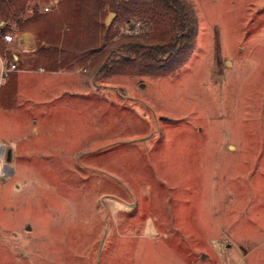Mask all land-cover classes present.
Returning a JSON list of instances; mask_svg holds the SVG:
<instances>
[{"label":"rangeland","instance_id":"obj_1","mask_svg":"<svg viewBox=\"0 0 264 264\" xmlns=\"http://www.w3.org/2000/svg\"><path fill=\"white\" fill-rule=\"evenodd\" d=\"M189 1L196 44L170 75L61 69L79 90L37 114L4 89L0 264H264V0ZM110 24L102 52L151 34ZM29 32L19 69H37Z\"/></svg>","mask_w":264,"mask_h":264},{"label":"trees","instance_id":"obj_2","mask_svg":"<svg viewBox=\"0 0 264 264\" xmlns=\"http://www.w3.org/2000/svg\"><path fill=\"white\" fill-rule=\"evenodd\" d=\"M41 3L55 5L40 11ZM105 8L123 23L138 18L150 24L151 34H120L109 50L102 52L101 38L111 36V24L97 17ZM196 12L189 0H0V21H4L0 26V54L5 47L3 35L14 23L17 31L36 35L37 55L32 68L58 71L95 64L96 77L170 75L194 50L199 28ZM23 66L18 62V69ZM7 77L0 86V105H4V89L15 92V75L11 72Z\"/></svg>","mask_w":264,"mask_h":264},{"label":"crops","instance_id":"obj_3","mask_svg":"<svg viewBox=\"0 0 264 264\" xmlns=\"http://www.w3.org/2000/svg\"><path fill=\"white\" fill-rule=\"evenodd\" d=\"M3 22L4 21H0V25L3 24ZM14 38L15 40L13 41V46L15 49H10V54L8 56H12L18 62H21L23 56L25 55V51H28L33 47L35 40L33 38V34L29 31L21 32L16 35V37L14 36ZM11 44H8V46H11ZM17 70L18 71L15 79L17 83L16 94L17 96H23L26 99L25 101H33L32 103H26L25 109L27 110L35 108L36 114L37 110L47 111V108L49 109L52 107H56V105L54 104L58 100V98L62 100V102L60 101L62 103V106H65L69 100V96L63 95H67L68 91L79 90L73 89L74 82L72 78V71H64L61 69H59L58 71H46L42 68ZM39 104H41L40 108ZM0 110L6 111L4 109V106L0 107ZM34 114L30 113L29 116H33ZM29 124H32L31 126L34 131L33 137L25 134L23 140L28 141V139L31 137L34 140L40 139V137L38 136L40 134V128L37 121L32 120L29 122ZM13 144L14 143L10 141L9 145H2H4L7 149L12 147Z\"/></svg>","mask_w":264,"mask_h":264},{"label":"built area","instance_id":"obj_4","mask_svg":"<svg viewBox=\"0 0 264 264\" xmlns=\"http://www.w3.org/2000/svg\"><path fill=\"white\" fill-rule=\"evenodd\" d=\"M50 10L49 6L45 7V11ZM139 27L134 26V28L129 29V33H138ZM3 42L10 44L15 38L12 32L8 31L3 35ZM18 61L12 56L1 55L0 54V86L3 83L4 79L13 71L17 70ZM7 166L5 165V146L0 144V175L7 174Z\"/></svg>","mask_w":264,"mask_h":264},{"label":"water","instance_id":"obj_5","mask_svg":"<svg viewBox=\"0 0 264 264\" xmlns=\"http://www.w3.org/2000/svg\"><path fill=\"white\" fill-rule=\"evenodd\" d=\"M114 15H115L114 12H109V13L107 14L105 20H104L105 24H109L110 21H111V19H112V17H113ZM11 155H12L11 149H10V148H7V149L5 150V161H6V162H9V161L11 160V157H12Z\"/></svg>","mask_w":264,"mask_h":264}]
</instances>
